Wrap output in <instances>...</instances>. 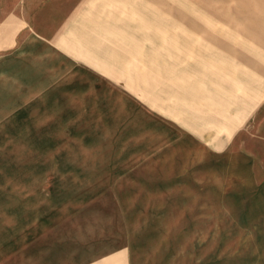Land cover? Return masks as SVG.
<instances>
[{
	"label": "rangeland",
	"instance_id": "1",
	"mask_svg": "<svg viewBox=\"0 0 264 264\" xmlns=\"http://www.w3.org/2000/svg\"><path fill=\"white\" fill-rule=\"evenodd\" d=\"M183 1L154 7L176 13ZM78 3L0 0V264H264V0H206L220 17L182 10L252 39L250 110L243 87L222 96L228 81L181 77L188 65L158 60L168 49L147 62L149 40L127 64L139 78L76 59L60 41L75 40L64 30ZM49 7V26L36 29ZM64 69L91 75L113 106L94 96L79 111L57 107ZM154 121L175 135L165 146Z\"/></svg>",
	"mask_w": 264,
	"mask_h": 264
},
{
	"label": "crops",
	"instance_id": "2",
	"mask_svg": "<svg viewBox=\"0 0 264 264\" xmlns=\"http://www.w3.org/2000/svg\"><path fill=\"white\" fill-rule=\"evenodd\" d=\"M93 1L79 0V3L71 11L72 22L64 30L68 37H74L75 40L67 42L61 38L60 41L63 49L76 59L82 60L103 72L111 71L138 77L140 75L130 71L127 64L134 56L142 52L144 49L143 42L149 40L152 46L147 50V62L154 63L159 49H168L171 53L168 51V55H159L158 60L162 62L177 61L180 64L188 65L187 69L184 68L180 72L181 77L186 76L191 79L193 75L197 77L208 76L212 80L228 81L231 84L229 90L226 91L223 87L220 89L222 96H225V92L233 94L237 87H243V102L245 103H242L245 105V109L249 108L250 110L254 107V69L249 65V61L253 60V56L249 54L248 49L249 42L252 39L242 38L245 34L240 32L245 31L244 29L223 27L220 21H218L221 24L220 31L213 33L208 27L200 25V22L193 21L188 17L187 12H182V10H193L190 3H196L201 9L196 8L195 12H203V14L205 12L220 17L221 12H208L206 10V0H184L179 4V9L175 7L176 13H171L172 10L169 13H163L154 7L155 3L161 4L162 1L166 0H100L99 8H94ZM105 4L112 6L105 11ZM49 12L54 13L55 11L53 12V8L49 7L39 15L36 20V29L49 26L51 22ZM180 18H186L188 25H181ZM184 28L190 29V31L186 32ZM169 31H171L172 36L165 38L164 35ZM200 33L204 34L206 38H200ZM33 34L36 36L35 31ZM114 34L129 39L130 44L121 46L120 43L114 42L111 39V35ZM183 34L185 39L181 38ZM34 44L38 45L40 51H47L39 38H36ZM249 56L251 59H249ZM234 60L238 61L237 65L232 64ZM244 63H246V70L239 71L238 67L240 68V64L243 65ZM216 65H224L222 69L225 70V73H213L210 70L207 72L208 68ZM65 72L66 74L61 75L60 78L58 75L55 76L54 80L53 93L57 107L79 111L87 108L91 104L90 102H93L94 96L98 97L94 101H99V104L101 102L105 103V108L113 106L105 98L107 96L104 92L99 91V96L96 95L97 85H95L91 75L85 74L79 69L77 72L71 69L69 73L64 69L63 74ZM236 73H238L237 80H235L237 83H232L228 77L231 75L235 77ZM141 77L146 76L142 75ZM96 90L98 92V89ZM100 98H104V100L101 101ZM231 124L233 126L236 123L232 122ZM154 125L159 127L154 133V141L159 146L167 145L175 136L174 133L159 122L154 121Z\"/></svg>",
	"mask_w": 264,
	"mask_h": 264
},
{
	"label": "bare ground",
	"instance_id": "3",
	"mask_svg": "<svg viewBox=\"0 0 264 264\" xmlns=\"http://www.w3.org/2000/svg\"><path fill=\"white\" fill-rule=\"evenodd\" d=\"M84 2V1H83Z\"/></svg>",
	"mask_w": 264,
	"mask_h": 264
}]
</instances>
